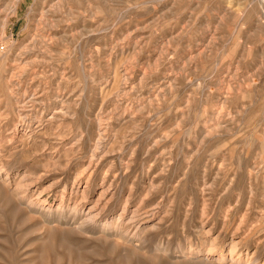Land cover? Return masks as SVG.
<instances>
[{
	"label": "rangeland",
	"instance_id": "374dc122",
	"mask_svg": "<svg viewBox=\"0 0 264 264\" xmlns=\"http://www.w3.org/2000/svg\"><path fill=\"white\" fill-rule=\"evenodd\" d=\"M0 169V264H263L264 0H0Z\"/></svg>",
	"mask_w": 264,
	"mask_h": 264
},
{
	"label": "bare ground",
	"instance_id": "6f19581e",
	"mask_svg": "<svg viewBox=\"0 0 264 264\" xmlns=\"http://www.w3.org/2000/svg\"><path fill=\"white\" fill-rule=\"evenodd\" d=\"M16 82H17V80H16ZM22 103H24V102H22ZM26 119H28V116L23 117V120H26ZM27 127H28V125L25 128H21V129L19 128V131L22 133H26ZM0 170H2V169H0ZM21 185L23 186V184H21ZM26 186H28V185H26ZM78 194H79V192L76 191L74 193V195L70 194V196H74V198H75V206L71 210L74 213V215L81 220L80 227L82 228L85 226H97L100 222V217H101V211L98 212L99 209H97L98 204L97 205L95 204L94 206H90L86 212H83L82 210H78V207H80L79 205L83 202V199H84L83 195H85L84 192H82V194H81L82 197L80 199H78L77 198ZM38 199H39V197H38ZM38 203H39L38 206H40V208L42 210H45V211L51 210V206L48 205L44 200H40ZM126 206L123 208V212H121V214L119 215L117 222H116V225H118V227L121 229V231H122V228L124 229L123 235L128 234L133 229L134 230V236L138 237L139 234L144 229L145 224L147 223L148 219L151 217L152 211H150V210L143 211L140 208H136L134 210H131L130 212L129 211L126 212L125 211ZM103 227L107 228V227H111V226H109V224H105V225H103ZM115 228H116V226H115ZM232 243H233V245L230 247L229 250H226L224 253L222 252L219 256L216 255L217 258L214 260H217V261L223 262V263L228 262L229 264H243V262L246 260V253H244L241 249L239 250L240 246H239L238 242H232ZM215 252L216 251H214V249L211 247L210 249H208V253L206 255V258L208 259L210 257H214L216 254ZM250 261L251 260L248 261V264H250Z\"/></svg>",
	"mask_w": 264,
	"mask_h": 264
}]
</instances>
